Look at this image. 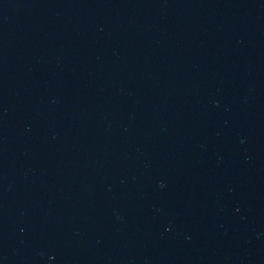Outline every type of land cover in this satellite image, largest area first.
Wrapping results in <instances>:
<instances>
[{"label":"water","instance_id":"obj_1","mask_svg":"<svg viewBox=\"0 0 264 264\" xmlns=\"http://www.w3.org/2000/svg\"><path fill=\"white\" fill-rule=\"evenodd\" d=\"M118 0H0V166L42 116Z\"/></svg>","mask_w":264,"mask_h":264}]
</instances>
